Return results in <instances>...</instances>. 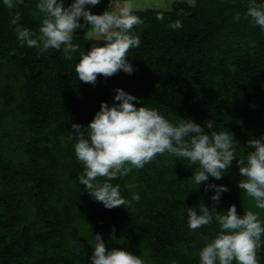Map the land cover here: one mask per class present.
<instances>
[{
	"label": "trees",
	"instance_id": "trees-1",
	"mask_svg": "<svg viewBox=\"0 0 264 264\" xmlns=\"http://www.w3.org/2000/svg\"><path fill=\"white\" fill-rule=\"evenodd\" d=\"M13 3L0 0V264H91L97 233L108 249L124 248L145 264H199V249L219 227L213 221L189 229L186 208L235 205L238 214L252 210L264 221V210L238 187L236 162L246 159V142L264 134V31L245 16L249 0H173L169 9L134 10L143 21L133 26L140 44L126 57L134 72L97 74L95 85L77 79L76 53L66 59L62 51L21 42L13 16L38 35L44 13L36 0ZM176 20L182 27H169ZM88 31L74 30L73 42L85 52L95 42ZM116 88L169 121L189 118L206 132L212 121V131L229 130L237 157L220 179L198 186L191 178L197 165L157 154L111 180L128 203L105 208L78 182L83 166L71 125L87 132L102 101L118 103ZM208 183L227 187L218 203ZM257 258L264 264V243Z\"/></svg>",
	"mask_w": 264,
	"mask_h": 264
},
{
	"label": "clouds",
	"instance_id": "clouds-1",
	"mask_svg": "<svg viewBox=\"0 0 264 264\" xmlns=\"http://www.w3.org/2000/svg\"><path fill=\"white\" fill-rule=\"evenodd\" d=\"M99 2L71 0L65 6L64 0H36L37 9L44 13L38 35L18 24V13L10 23L14 25L17 38L29 47L36 46L41 52L54 48L62 51L66 59H72L76 53L78 59L74 70L77 79L95 85L97 74L109 77L118 70L129 75L134 72V66L126 57H129L130 48L140 44L133 26L143 23L135 14L131 0H109L108 7L101 14L91 12L90 7ZM188 2L195 4V0ZM3 3L9 8L14 7L13 0H3ZM245 16L264 31V0H249ZM81 18L88 25V37L95 41L87 52L79 50V45L73 42L74 30L84 27ZM234 19H239V13ZM169 27L179 29L182 24L176 20L170 22ZM113 91V101L118 103L102 101L86 127L87 132L82 131L85 128L77 123L71 125L75 137L74 153L83 166L78 182L105 208L128 203L119 184L114 185L111 180L118 175H127L133 167L142 168L157 154L168 153L197 165L191 178L198 186L209 177L220 179L237 157L235 139L229 130L212 131V121L205 122L207 132L189 118L169 121L156 108L145 104L137 107L133 102L140 103L138 97L121 88ZM248 146L251 148L246 159L236 161L243 177L238 187L254 200L256 208L264 210V134L249 139L245 147ZM205 187L206 190L214 189L210 199L216 203L221 193L228 191L224 185L208 183ZM131 199L138 201L139 193H132ZM186 218L187 226L192 230L213 221L219 227L199 249V264H233V261L235 264H259L257 250L264 243L261 239L264 221L257 212L247 210L241 215L235 205H230L226 211H217L214 206L210 210L200 203L198 212L186 208ZM92 238L91 264H145L142 257L124 248L108 249L99 233Z\"/></svg>",
	"mask_w": 264,
	"mask_h": 264
},
{
	"label": "rangeland",
	"instance_id": "rangeland-1",
	"mask_svg": "<svg viewBox=\"0 0 264 264\" xmlns=\"http://www.w3.org/2000/svg\"><path fill=\"white\" fill-rule=\"evenodd\" d=\"M100 0V2L97 5L91 6L90 11L97 13L98 10L102 9V12L108 7L109 0ZM131 2L134 5V10H146L151 8L156 9H169L171 5L173 4V0H131ZM89 7V6H86ZM81 23L87 25L81 18ZM78 28L76 31L83 29Z\"/></svg>",
	"mask_w": 264,
	"mask_h": 264
}]
</instances>
